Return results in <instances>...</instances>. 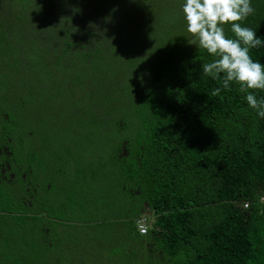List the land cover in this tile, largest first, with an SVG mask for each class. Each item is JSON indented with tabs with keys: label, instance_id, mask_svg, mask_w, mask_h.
Segmentation results:
<instances>
[{
	"label": "trees",
	"instance_id": "trees-1",
	"mask_svg": "<svg viewBox=\"0 0 264 264\" xmlns=\"http://www.w3.org/2000/svg\"><path fill=\"white\" fill-rule=\"evenodd\" d=\"M252 2L254 13L241 23L264 38V0ZM182 4L0 0V212L19 217V229L37 232L46 246L54 227L78 264H264V118L238 84L211 94L222 81L201 66L214 57L172 32ZM137 6L158 14L141 32L151 35L150 50L143 35L135 44L129 38ZM252 52L264 61V45ZM122 120L132 133L105 154L60 137L99 123L118 132ZM73 162L77 177L46 180L50 164ZM124 192L133 197L119 219L128 258L110 256L105 238L63 230V211H98ZM92 198L93 208L75 204ZM146 207L153 222L143 235L137 219ZM82 239L94 245L82 248ZM6 248L0 264H12ZM20 248L19 264H30ZM81 254L89 260L80 263Z\"/></svg>",
	"mask_w": 264,
	"mask_h": 264
},
{
	"label": "rangeland",
	"instance_id": "rangeland-1",
	"mask_svg": "<svg viewBox=\"0 0 264 264\" xmlns=\"http://www.w3.org/2000/svg\"><path fill=\"white\" fill-rule=\"evenodd\" d=\"M138 2V5L143 3L144 0H135ZM165 4V2H163ZM141 6L134 7L133 9H137V13H134L131 15L130 18L134 19V21L139 22L138 25H133L130 29L132 34L129 36L130 39H134L133 42L135 44V40H138V37L143 35L146 39V49L150 50L151 46L153 45L151 40V35L150 34H142L141 32L144 29H147L148 31H151V25L152 21L148 22L150 19H154L156 15L151 14L147 15L144 12L141 11ZM181 17V21L179 22L180 24H173L172 32L175 34L174 37H179L182 40V43L185 44L187 47H192L196 44L190 43L192 39H194L193 34L189 33L187 31V26H186V21L184 19L183 11L181 9V12L179 14ZM88 17V15H87ZM115 43V42H114ZM145 50V49H144ZM145 53H142V57H145ZM139 63L142 65L140 66ZM138 65L141 70H145L148 65L149 61L147 59H142L139 61ZM141 74V72H139ZM129 78V76L127 77ZM125 82V77L120 78V85H123ZM89 83V87L93 86L92 84ZM125 123L129 126L128 121L122 120L123 124V129H121L118 132H115L113 129L109 130L105 124L99 123V129L95 128L93 130H76L73 133H68L65 131H59L61 133L60 137L64 142H70L71 145L76 144L77 142H81L86 144V148L89 151L88 153L91 154H98L102 152L103 154L110 152L113 147H115L117 144L119 146H122V142L125 139H128V137L131 135V130L129 127L127 128L125 126ZM34 140V138H33ZM60 143H63L61 140L59 141ZM68 155V152L66 153ZM83 166V165H82ZM76 169V164L73 162L72 164L68 165H61L57 163L55 165L53 163L50 164V167L48 169H45L46 173V180H54L55 178H61L65 174H71L73 177H77L75 173L77 174ZM45 181V180H44ZM111 184L109 181L108 184H104L105 186H108ZM103 185H94V190L99 191L100 189L102 190ZM123 196L127 199H112L109 201H106L103 205H101L100 210L92 209L88 210L87 212L84 211H71V210H66L63 211V213H60L61 217L63 220H65V224L61 225L63 230L67 233H74L80 235L82 238H85L88 234L92 237L95 238H105L107 239L108 242V249H109V255L110 256H117L120 258H125L131 256L132 250L130 248V243H126V241L122 242L120 237H121V230L123 227L121 226V222L119 219L123 218L124 213L128 212L130 209H124L125 206L126 208L128 205H130V201L133 199V197L130 195V193H123ZM93 202L94 199H89L87 201H82L81 199H76L77 205L79 207H86V208H93ZM54 212L49 210V214L53 215ZM130 213V212H128ZM143 215H146L150 219V223L152 224L153 222V215L152 212L146 207V209L143 210ZM32 218L31 220H33ZM19 217L17 216H11L7 215L4 213L0 212V253L4 252V249L7 246V242H5L6 238L11 237L12 241L15 242V245L12 248H6L7 251H10L13 256L11 257L12 259V264L16 261V264H19L22 260H20V253L21 249L20 247H24L23 249H27L28 251V262L30 264L35 263L37 261L38 263H43V264H55L53 261L54 259L56 260L57 257L63 258L65 261L62 262V264H78V261H76L73 256L72 252H69L70 247L66 246V240L62 239V236L56 231V229H51V234H50V242L52 243V246H47L45 244H42L39 235L37 232H31L30 233H23L19 229ZM102 222V223H98ZM33 223V221H31ZM30 223V224H31ZM60 227V230H62ZM87 234V235H86ZM61 236V237H60ZM27 237V238H25ZM65 237V236H64ZM86 240V239H85ZM82 239V242L80 245L82 246H89V245H94L92 242L90 244L87 243ZM5 242V243H4ZM61 242V243H60ZM63 242V243H62ZM59 244V245H58ZM64 245V246H63ZM76 245V243L74 244ZM26 246V247H25ZM78 246V245H77ZM52 247V249H51ZM129 247V248H128ZM76 248V247H75ZM92 248V246H91ZM40 251H43L44 253H48L45 256L41 257L38 255ZM83 253V251H82ZM72 256V257H71ZM76 257V256H75ZM80 257V263L84 261H88V257L81 254ZM83 259V260H82ZM58 260V259H57ZM124 260V259H123ZM77 262V263H76Z\"/></svg>",
	"mask_w": 264,
	"mask_h": 264
},
{
	"label": "clouds",
	"instance_id": "clouds-1",
	"mask_svg": "<svg viewBox=\"0 0 264 264\" xmlns=\"http://www.w3.org/2000/svg\"><path fill=\"white\" fill-rule=\"evenodd\" d=\"M182 11L187 31L194 37L190 43L214 57L201 66L205 75L222 81L211 94L238 84L247 105L264 118V96L255 91L264 90V61L254 59L252 52L264 45V38L241 23L255 11L252 0H183ZM260 200L264 202V196Z\"/></svg>",
	"mask_w": 264,
	"mask_h": 264
},
{
	"label": "built area",
	"instance_id": "built-area-1",
	"mask_svg": "<svg viewBox=\"0 0 264 264\" xmlns=\"http://www.w3.org/2000/svg\"><path fill=\"white\" fill-rule=\"evenodd\" d=\"M245 206L248 207L249 203H246ZM137 226H138V230L141 234H143V235L147 234L150 230V227H151L149 217H147L146 215H142L141 217H139L137 219Z\"/></svg>",
	"mask_w": 264,
	"mask_h": 264
}]
</instances>
